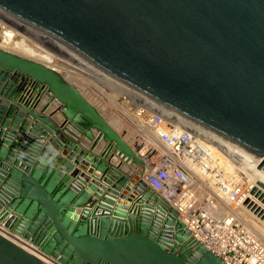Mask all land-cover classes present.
Instances as JSON below:
<instances>
[{
	"label": "water",
	"instance_id": "water-1",
	"mask_svg": "<svg viewBox=\"0 0 264 264\" xmlns=\"http://www.w3.org/2000/svg\"><path fill=\"white\" fill-rule=\"evenodd\" d=\"M0 11L264 169V0H0ZM0 125V224L43 253L61 264H224L174 209L140 210L151 188L110 165L139 158L55 68L0 48ZM0 264L44 263L0 234Z\"/></svg>",
	"mask_w": 264,
	"mask_h": 264
},
{
	"label": "built area",
	"instance_id": "built-area-1",
	"mask_svg": "<svg viewBox=\"0 0 264 264\" xmlns=\"http://www.w3.org/2000/svg\"><path fill=\"white\" fill-rule=\"evenodd\" d=\"M2 15L7 14L0 11V39L8 27ZM125 86L116 85L120 90L116 94L102 83L98 88L105 99L151 139L139 136V142L133 139L131 143L97 109L139 158L138 163L125 158L122 161L131 164L132 178L142 180L152 190L150 195H138L143 205L140 210H151L155 215L158 205L166 218L169 208L174 209L189 237L202 243L224 264H264V236L249 228L236 211L241 205L250 207V199L263 198L264 188L247 176L245 168L221 142H216L213 130L196 122L199 126H195L179 112ZM94 101L105 111L101 100L95 97ZM0 234L44 264H61L2 223Z\"/></svg>",
	"mask_w": 264,
	"mask_h": 264
},
{
	"label": "bare ground",
	"instance_id": "bare-ground-1",
	"mask_svg": "<svg viewBox=\"0 0 264 264\" xmlns=\"http://www.w3.org/2000/svg\"><path fill=\"white\" fill-rule=\"evenodd\" d=\"M1 18L5 19V21L9 24H7L8 27L6 28V32L9 36H11V39L8 41H5L3 38L0 39V48L12 51L14 53H17L19 55L25 56L27 58H31L37 61H40L42 63H45L49 66L54 67L57 71L61 73V71L64 72L65 76L70 77L71 80L74 82H71L73 85H75L80 92L91 102L94 103L98 109L100 108L103 111L104 116L107 118V122L111 124L113 127L117 128V131L121 134L123 132L124 138H128L131 143L140 141V138L145 139H151L152 137L148 135L146 132L144 133L140 129H137V127L134 125V123L131 121V119H128L126 115H124L123 112L117 110V108L114 107L113 103L109 101L108 99H105V96L99 93L98 85L95 86L90 81L88 76L94 77L97 81L104 84L107 88H110L111 91L114 93L120 92L119 89H116V85H120L123 88H127L124 83L121 81L115 79L111 75L107 74L106 72L100 70L96 66H94L91 62L87 61L86 59L82 58L78 54L66 49L61 44L50 38L48 35L43 33L42 31L38 30L37 28L33 27L32 25L23 22L13 16H10L7 14L2 15ZM4 23L3 21H1ZM11 25H14L18 28V30L22 31L24 34H27L31 36L32 38L38 40L41 42L42 46H46L49 48H53L54 51L59 52L63 54L65 57L70 59L64 60L60 59L57 56L48 53V56H45L47 58H44L43 56L37 58L34 57L32 54H28L21 50L17 42L15 41L13 37H15V34L18 33L15 28H12ZM13 31V32H11ZM69 81V80H68ZM103 93V92H102ZM97 98L98 100H101V103L105 106V111L99 106L97 101H94V98ZM103 107V106H102ZM187 119L188 122L191 124H194L195 126H199L194 121ZM138 135V138L136 137ZM135 136V138H134ZM134 139V140H133ZM214 139L216 142H221L222 147L233 155L234 159L243 167L245 168L247 176L253 178L258 185H262L264 188V169L259 168L258 164L259 162H255L249 157L245 156L244 154L240 153L236 149L232 148L227 144V142L221 137L220 134L217 132H214ZM148 141V140H146ZM221 150V149H220ZM246 200H249L247 198ZM250 207L241 205L236 208L237 213L240 215V217L245 221V223L249 226V228L253 229L256 233L259 235H263L264 232V197L263 198H254L250 199Z\"/></svg>",
	"mask_w": 264,
	"mask_h": 264
},
{
	"label": "rangeland",
	"instance_id": "rangeland-1",
	"mask_svg": "<svg viewBox=\"0 0 264 264\" xmlns=\"http://www.w3.org/2000/svg\"><path fill=\"white\" fill-rule=\"evenodd\" d=\"M9 24V23H8ZM10 25V24H9ZM18 33L15 34V37L12 36V38L15 39V41L17 42L18 47L23 50L24 52L28 53V54H32L34 55V57H41L43 56L44 58H47L45 56H48V53L51 52L50 54H53L55 56H57L60 59H64V60H69L67 57H65L63 54L59 53V52H55L53 48H49L46 46H42L41 42H39L38 40L32 38L31 36L24 34L22 31L16 29ZM13 32V31H11ZM3 39L5 41H8L9 39H11V36H9L6 32V35H3ZM61 74L64 75V77L69 80L70 82H73L71 80L70 77H66L64 72L61 71ZM88 78L90 79V81L93 83V85L95 86H99L100 82L97 81L94 77L92 76H88ZM74 83V82H73ZM104 85V84H103ZM116 94V93H115ZM264 235V232H263Z\"/></svg>",
	"mask_w": 264,
	"mask_h": 264
},
{
	"label": "crops",
	"instance_id": "crops-1",
	"mask_svg": "<svg viewBox=\"0 0 264 264\" xmlns=\"http://www.w3.org/2000/svg\"><path fill=\"white\" fill-rule=\"evenodd\" d=\"M50 110V109H49ZM48 113V110H46L45 111V114H47ZM26 117H28L27 116V114L25 113V115H24V118H26ZM61 119H62V116H61V114L60 113H55L53 116H52V118H51V121L55 124V125H57L58 126V124L60 123V121H61ZM35 120L34 119H31V121H30V124L31 123H33ZM1 126V125H0ZM8 127H9V125H7L5 128H4V130H6V129H8ZM29 128H30V125L28 126V129L27 130H29ZM15 132L16 133H18V130H15ZM26 133H28V131H26ZM26 133H22L21 134V136L22 137H24L25 135H26ZM53 135V133H49V134H47L45 137H39V140H38V142H40V143H47V141H48V139L51 137ZM63 135V134H62ZM80 137H79V139H78V141H80L83 145H85V146H88L89 144H90V141L86 138V137H84V136H82V135H79ZM63 137L65 138V136L63 135ZM66 141V140H65ZM21 143H22V141H21ZM20 144V143H19ZM63 144V145H62ZM61 144V148H63L64 146H65V144L66 143H62ZM82 146V145H81ZM53 147V146H52ZM61 148L58 150L57 148H55V147H53V152H52V155H54V154H59V156H60V159L61 160H68L69 162H72L73 163V159L71 160V159H67V154L70 152V149H67V154H63V153H61L60 152V150H61ZM52 155H51V157H52ZM50 157V158H51ZM120 159V157L118 156V155H116L115 154V159H112L111 161L112 162H110V165L111 166H113V167H116V168H118V170L120 171V173H122V174H126L127 176H129L130 178H132L131 177V173H130V168H131V164H128V163H126L125 161H122V164H121V166H119V167H117L116 166V163H117V161ZM73 165H74V168L76 169V168H78V165L77 164H74L73 163Z\"/></svg>",
	"mask_w": 264,
	"mask_h": 264
}]
</instances>
